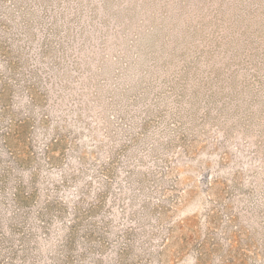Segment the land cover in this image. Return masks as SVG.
Wrapping results in <instances>:
<instances>
[{
  "label": "rangeland",
  "instance_id": "374dc122",
  "mask_svg": "<svg viewBox=\"0 0 264 264\" xmlns=\"http://www.w3.org/2000/svg\"><path fill=\"white\" fill-rule=\"evenodd\" d=\"M0 264H264V0H0Z\"/></svg>",
  "mask_w": 264,
  "mask_h": 264
}]
</instances>
